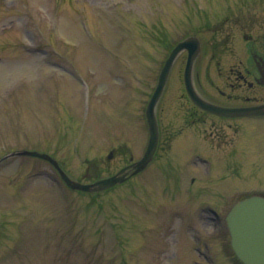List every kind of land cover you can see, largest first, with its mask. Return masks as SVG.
I'll list each match as a JSON object with an SVG mask.
<instances>
[{
    "label": "rangeland",
    "instance_id": "rangeland-1",
    "mask_svg": "<svg viewBox=\"0 0 264 264\" xmlns=\"http://www.w3.org/2000/svg\"><path fill=\"white\" fill-rule=\"evenodd\" d=\"M259 4L0 0V157L17 149L52 153L77 178L84 158L103 145L120 146L113 168L140 156L148 136L144 107L168 45L193 32L203 41L224 37L227 27L208 20ZM180 63L158 104L161 124L177 113L168 106L180 102ZM206 143L199 142L198 151L214 162ZM197 162L204 179L210 167ZM126 186L102 195L95 206L88 195L65 188L50 163L7 157L0 163V264H227L229 244L216 238L223 227L208 219L210 212L198 219L185 210L170 215L159 235L147 205L139 203L141 218L133 217L135 199L122 198ZM199 240L205 257L197 252Z\"/></svg>",
    "mask_w": 264,
    "mask_h": 264
},
{
    "label": "flooded vegetation",
    "instance_id": "flooded-vegetation-1",
    "mask_svg": "<svg viewBox=\"0 0 264 264\" xmlns=\"http://www.w3.org/2000/svg\"><path fill=\"white\" fill-rule=\"evenodd\" d=\"M259 1L258 8L232 11V15L208 20L210 24L227 27L224 37L203 41L193 32L200 40V51L193 66V85L205 102L222 108L264 111V0ZM180 57L183 66L187 51ZM168 109L177 113L166 123L160 122L158 154L148 165L151 169L147 200L151 203L160 197L157 190L151 192L157 168L161 173L159 177L164 180L163 200L165 197L184 200L178 211L185 210L191 219H198L203 211H208L211 213L208 219L213 220L216 227H224L225 214L235 201L234 194L264 196V112L230 116L208 112L192 101L184 85L178 106H168ZM203 140L209 142L206 144L213 150L214 158L218 156L219 147L226 144L224 158L228 161L227 169L221 166L210 170L204 179L198 177L196 171L201 156L198 145ZM205 156L213 158L207 153ZM207 157L202 161H210ZM111 158H120L116 149L111 150ZM157 158L159 164L156 165ZM97 166L99 175L104 173L103 163L90 164L87 173ZM203 199L206 202L203 203ZM216 235L219 239V234Z\"/></svg>",
    "mask_w": 264,
    "mask_h": 264
},
{
    "label": "water",
    "instance_id": "water-1",
    "mask_svg": "<svg viewBox=\"0 0 264 264\" xmlns=\"http://www.w3.org/2000/svg\"><path fill=\"white\" fill-rule=\"evenodd\" d=\"M184 48L188 49V60L184 71L187 91L190 96L202 107L215 112H222V110L202 102L193 89L191 82V70L193 61L199 50L197 41L189 38L177 43L161 68L157 87L146 108L145 115L149 129V139L143 156L137 163L134 164V166H137L138 169L143 168L155 152L158 142V127L155 117L156 102L162 93L168 73L176 56ZM14 154H26L44 158L51 162L60 171L61 175L68 180L65 174L58 167L57 162L47 154L39 153L37 151H19ZM125 169L126 168H123L121 171H124ZM123 180L124 175L118 176V174H116L97 180L91 184H80L73 181L70 183L73 188L86 191H96L113 186L117 182H121ZM227 224L231 234L232 246L238 258L242 260L244 264H264V198L254 196L237 202L227 216Z\"/></svg>",
    "mask_w": 264,
    "mask_h": 264
}]
</instances>
